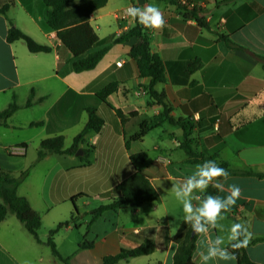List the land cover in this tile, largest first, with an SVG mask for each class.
Wrapping results in <instances>:
<instances>
[{"label":"crops","instance_id":"obj_1","mask_svg":"<svg viewBox=\"0 0 264 264\" xmlns=\"http://www.w3.org/2000/svg\"><path fill=\"white\" fill-rule=\"evenodd\" d=\"M193 1L186 11L177 0H107L89 15L99 40L93 49L135 25L138 20L128 16V7L155 6L164 21L159 28L142 27L150 51L163 65L164 80L154 89L164 94L169 116L182 124L163 120L127 146L140 123L163 109L149 96L148 79L140 78L136 60L129 56L136 39L111 45L92 69L75 72L71 53L45 26L42 0H13L7 13H0V111L13 98L19 106L8 126L0 125V168L16 174L27 169L17 193L41 216L40 242L13 214L0 221V264H63L46 244L48 230L58 223L63 225L53 235L55 248L70 264H101L104 256L147 242L154 244L152 253L116 264H172V237L189 215L176 191L182 193L187 177L201 166L184 151L185 142L194 153L216 156L237 171L213 181L220 186L215 196L227 210L198 233L195 264H236V258L203 259L210 248L232 252L228 237L235 223L250 234L249 258L264 264V68L253 56L264 57V0ZM9 22L51 50L30 52L23 40L8 42ZM225 39L242 48L229 47ZM109 82L117 83L106 97L114 109L96 96ZM29 96L31 103L25 106ZM88 107L103 119L100 130L87 132L79 143L81 150L90 149L88 156L49 153L38 159L44 138L63 135L64 148L70 147L87 121ZM115 109L125 115L124 122ZM32 122L40 125L30 126ZM140 152L145 159L132 163L129 156ZM134 169L145 173L157 198L105 210L90 222L92 210L117 196L113 188ZM232 186L240 189L233 205L226 201ZM203 191L190 194L192 222ZM72 196H77L75 218ZM91 203L93 207H85ZM84 240L92 245L79 247Z\"/></svg>","mask_w":264,"mask_h":264},{"label":"trees","instance_id":"obj_2","mask_svg":"<svg viewBox=\"0 0 264 264\" xmlns=\"http://www.w3.org/2000/svg\"><path fill=\"white\" fill-rule=\"evenodd\" d=\"M106 1L107 0H88L77 2L75 0H42L43 17L45 26L48 29L55 31L56 37L71 53V66L75 72L92 69L111 45L126 41L130 37L136 39L135 44L129 52V56L136 60L140 78L148 79L146 87L149 96L160 103L163 109L161 113L154 116L152 119L140 123L138 131L131 135L125 142V146H127L128 141L140 140L150 129L158 126L163 120L175 124H182V121L179 119L175 120L169 116V108L165 102L164 94L159 93L154 89L156 83L164 80L163 65L160 57L156 53L150 51L149 36L140 22L136 21L133 27L115 37H112L103 47L93 49L98 44L99 40L97 34L89 23V15L95 9L103 6ZM12 3L13 0H6L2 4L0 2V13L6 14ZM5 38L8 42L23 40L30 52H49L51 50L49 46L36 42L28 34L13 26L11 22H9V28ZM225 42L229 47L242 48L232 43L230 40L225 39ZM253 56L264 68V57L258 54H253ZM193 67L194 63H191L189 68L192 69ZM116 88V82H109L96 93V96L111 109L114 108L106 102V97L108 94L115 91ZM30 103L31 98L29 96L25 106H29ZM18 108L19 106L13 98L12 102L4 110L0 111V125L8 126V117H10ZM86 112L87 121L84 127L73 137L70 147L64 148L63 135L44 138L39 142L37 158L40 159L49 153L75 154L76 150L79 149V143L82 142L86 133L91 130L96 132L99 131L103 124V119L96 109L88 107L86 108ZM115 112L121 119V122H124L126 118L121 110L115 109ZM128 115H134V112H129ZM29 125H40V122H32ZM182 147L187 155L198 158L201 165L207 161H213L218 167L223 168L228 175L237 172L229 168L227 163L219 160L216 156H205L203 154L194 153L186 142L183 143ZM89 151L90 149H82V155L78 157L81 159L86 158ZM129 158L132 163H139L145 159V153L140 152L131 154ZM240 172L249 173L248 171ZM26 175L27 169H23L16 174L12 171L0 168V221L3 220L7 214H13L25 227L27 232L37 242H40L38 237V230L41 226L40 213L31 207L24 196L17 193V187ZM262 176L264 177V174ZM221 178L223 177H215L214 179ZM112 191L117 193V196L111 197L107 203L100 204L93 209L90 222L105 210L138 206L142 202L155 200L158 196L156 189L151 185L145 173L137 169H134L129 176L120 181ZM217 192L218 188L213 187L212 183H209L208 187L201 193V202L206 196H215ZM76 197L77 196L71 197V202L75 211V215H73L72 218H75L78 215L75 206ZM205 222L206 220L201 218V225H204ZM194 223L195 222H192L189 219H184L174 233L172 240L176 244V248L172 256V264H195L192 255L195 250V240L199 232H195L191 236L190 232ZM62 225L63 223H58L54 228L48 230L46 244L50 247L52 254L58 257L63 264H70L68 257L62 258L59 255L53 241L54 233ZM241 239H243V236ZM232 243H234V241H232ZM91 245V242L84 240L79 244V247L82 248ZM246 248L247 246L238 249L229 248L235 255L236 264H258L249 258ZM153 251L154 244L152 242L142 243L134 248H121L118 253L114 255L104 256L101 264H116L119 260L146 255ZM156 264L160 263L157 262Z\"/></svg>","mask_w":264,"mask_h":264},{"label":"clouds","instance_id":"obj_3","mask_svg":"<svg viewBox=\"0 0 264 264\" xmlns=\"http://www.w3.org/2000/svg\"><path fill=\"white\" fill-rule=\"evenodd\" d=\"M128 16L137 19L141 24L149 28H159L163 25L164 21L159 9L155 6L149 5L143 9L139 7H128L127 9ZM228 173L220 168L213 161H207L203 165L199 166L197 171L194 172L191 176L187 177L185 183L183 184V191H176V196L182 200V209L183 212L187 215L186 219H193V204L190 199V194L194 189H200L203 191L212 183L213 187L219 188V184L213 183L215 177H226ZM240 195V189L236 186H232L230 194L226 197L227 204L233 205L236 199ZM188 199H185V198ZM222 210H227L226 205L221 203L220 199L217 196H206L200 203V206L196 209L199 213L194 216L195 223L192 228L194 232H203L206 231V228L201 225V218H204L206 222H214L218 215H222ZM247 230L243 229L240 223H235L230 228L229 248L238 249L240 247H246L250 234H246ZM243 236V239L241 237ZM234 241V243H232ZM221 241L217 239L216 243L219 244ZM210 256H219L221 260L229 261L234 260V253L230 252L228 249H217L210 248L209 253L203 259L207 261Z\"/></svg>","mask_w":264,"mask_h":264},{"label":"built area","instance_id":"obj_4","mask_svg":"<svg viewBox=\"0 0 264 264\" xmlns=\"http://www.w3.org/2000/svg\"><path fill=\"white\" fill-rule=\"evenodd\" d=\"M177 3L186 11L192 9L195 5L193 0H177Z\"/></svg>","mask_w":264,"mask_h":264},{"label":"water","instance_id":"obj_5","mask_svg":"<svg viewBox=\"0 0 264 264\" xmlns=\"http://www.w3.org/2000/svg\"><path fill=\"white\" fill-rule=\"evenodd\" d=\"M80 154H82V150L79 148V149L76 150L75 155H80ZM194 233H195V232L193 231V228H192V229H191V232H190L191 236H192Z\"/></svg>","mask_w":264,"mask_h":264},{"label":"rangeland","instance_id":"obj_6","mask_svg":"<svg viewBox=\"0 0 264 264\" xmlns=\"http://www.w3.org/2000/svg\"><path fill=\"white\" fill-rule=\"evenodd\" d=\"M93 203H91L89 206H85L86 208H88V207H93ZM80 207V211H83L84 209H82V208H84V207H82V205H80L79 206ZM89 209V208H88ZM89 211V210H88Z\"/></svg>","mask_w":264,"mask_h":264}]
</instances>
